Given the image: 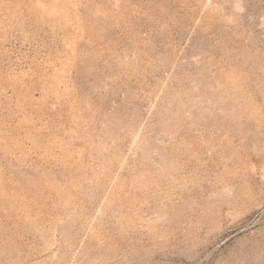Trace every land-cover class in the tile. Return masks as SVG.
<instances>
[{"label": "rangeland", "instance_id": "1", "mask_svg": "<svg viewBox=\"0 0 264 264\" xmlns=\"http://www.w3.org/2000/svg\"><path fill=\"white\" fill-rule=\"evenodd\" d=\"M0 264H264V0H0Z\"/></svg>", "mask_w": 264, "mask_h": 264}]
</instances>
